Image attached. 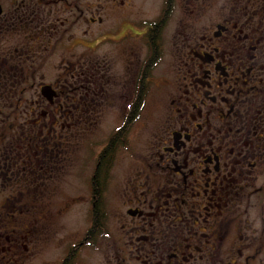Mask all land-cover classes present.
<instances>
[{
    "label": "flooded vegetation",
    "instance_id": "obj_1",
    "mask_svg": "<svg viewBox=\"0 0 264 264\" xmlns=\"http://www.w3.org/2000/svg\"><path fill=\"white\" fill-rule=\"evenodd\" d=\"M177 8L156 134L131 156L111 238L100 189L118 149L107 173L99 156L131 136ZM110 108L121 128L92 160L88 227L59 264L105 236L96 264H264V0H0V264L33 255L44 178L66 158L58 128L88 131Z\"/></svg>",
    "mask_w": 264,
    "mask_h": 264
},
{
    "label": "rangeland",
    "instance_id": "obj_2",
    "mask_svg": "<svg viewBox=\"0 0 264 264\" xmlns=\"http://www.w3.org/2000/svg\"><path fill=\"white\" fill-rule=\"evenodd\" d=\"M157 4L158 1L147 4L138 13H143L146 18L152 19L156 14ZM177 10L179 11L177 12ZM177 10L164 29L163 55L148 73V79L151 83H147L140 107L136 110L131 136L128 140L126 139L125 143L124 140L117 141L118 155L113 149L117 158L110 173V183L106 185L107 199L103 205L105 215L109 217L108 226L111 238L115 236L116 230L111 221L113 211H115V195L124 179L131 175L134 177L136 173H134L131 156L142 153L148 141L153 139L154 134H156L159 107L162 103L159 83L171 68L173 44L176 42L178 26L184 20L183 11L178 8ZM136 19L139 20L140 17L137 16ZM49 80L50 78H47L46 81ZM118 97L119 95H117ZM116 101L117 103L120 102L119 99ZM110 109L104 110L102 122L88 131H85L81 126H71L70 130L65 125L63 128H58L56 133L63 136L60 138L61 149L63 148V155L66 158L63 159L61 155L62 161L59 164H64V166L56 169L55 173H51L52 177L49 179L47 176L44 178L47 186L44 187L43 193L40 195V234L30 246L33 255L25 264H59L63 256L69 252L70 247H74L72 245L88 227V196L92 160L98 149L109 138L108 135L110 133L117 134L121 128L117 117L119 115L118 109ZM49 121L48 115L42 119V122L48 123ZM72 132L78 134L76 139L71 138L68 142L62 139L65 138L64 135H70ZM86 145H90L91 149L85 150ZM136 163L134 165H138V159ZM108 244L109 239L105 236L94 246L81 248L80 254L78 253L75 258H72L71 263L96 264L101 255L100 251L108 248Z\"/></svg>",
    "mask_w": 264,
    "mask_h": 264
},
{
    "label": "trees",
    "instance_id": "obj_3",
    "mask_svg": "<svg viewBox=\"0 0 264 264\" xmlns=\"http://www.w3.org/2000/svg\"><path fill=\"white\" fill-rule=\"evenodd\" d=\"M156 62L157 61H154L152 64H150L149 66H147V67H145L143 70L144 71H146V73L148 74L149 73V71H150V69L156 64ZM144 97V94H139V93H137V98H136V110H138L139 109V107H140V103H141V99ZM117 135L118 134H116V136L113 134V135H111L110 137H109V139H112L113 137H116L117 138ZM123 139V138H122ZM121 139V140H122ZM111 143V142H110ZM110 145V144H109ZM110 147V146H109ZM116 148H117V144L115 145V148H114V150L116 151ZM100 158V160H102V162H101V164L102 165H104L105 166V168L107 169L106 170V173L108 172V170H109V168L112 166V163H113V161H114V157H115V154H114V152L113 151H108V147L107 148H105L104 149V151L100 154V156H99ZM106 175H104V177H105ZM102 182V181H101ZM97 185H98V187L100 188V181L98 180V177L97 176H95L94 178H91L90 179V189L92 190L93 188H95V190H94V192H93V190L92 191H90L91 192V195H94V193L97 191V189H96V187H97ZM101 189H100V191L101 192H104L105 190H106V188H105V186L106 185H108V180H106V181H103L102 183H101ZM99 206V205H98ZM99 209H102L103 210V212H104V208H103V204H101L100 206H99ZM96 212H99V211H97L96 210V208H94L93 209V216H92V224H91V226L88 228V231H87V233L88 234H90L94 229H96L97 228V226H98V220L100 219V217H99V215H100V213H99V215L97 216L96 215ZM100 232H98V234H99ZM62 264H66V260L65 261H63L62 262Z\"/></svg>",
    "mask_w": 264,
    "mask_h": 264
}]
</instances>
